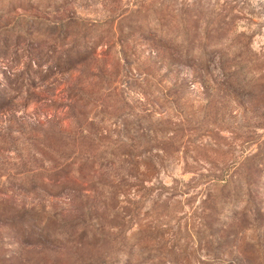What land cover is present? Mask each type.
I'll return each mask as SVG.
<instances>
[{
    "label": "rangeland",
    "instance_id": "obj_1",
    "mask_svg": "<svg viewBox=\"0 0 264 264\" xmlns=\"http://www.w3.org/2000/svg\"><path fill=\"white\" fill-rule=\"evenodd\" d=\"M58 1L0 0V264H264V0Z\"/></svg>",
    "mask_w": 264,
    "mask_h": 264
},
{
    "label": "trees",
    "instance_id": "obj_2",
    "mask_svg": "<svg viewBox=\"0 0 264 264\" xmlns=\"http://www.w3.org/2000/svg\"><path fill=\"white\" fill-rule=\"evenodd\" d=\"M64 1V0H61ZM4 3H2V7L3 11H11V10H16L17 8L20 9H24V10H31L32 8H39L41 7V5L46 6H55V4H57L59 1L58 0H3ZM6 6V7H5ZM56 7H58L56 5ZM21 15L24 14H19V17H22ZM36 18V17H33ZM28 20V19H27ZM22 22V23H21ZM19 22V25L13 24V26L11 27V32L10 33H14L16 34V36H19L21 34L26 35L27 33L24 31V27L23 26H27L28 28L31 27L30 25L28 26V24H26V22L23 20ZM31 24H34V22H32ZM54 26V24H52ZM60 27V25L58 26ZM208 32V31H207ZM205 32L204 36H203V40L200 42L201 44H204L205 47H201L199 49V47H195V42L188 40L187 38H182L181 39V51H178L179 56L181 57V60L185 63H190V62H194L197 61L200 65L207 67L212 58L215 57L217 55V51L213 50V49H209L207 48V43H208V33ZM18 34V35H17ZM156 34V33H155ZM79 49H77L78 51ZM231 77V76H230ZM233 78V77H232ZM75 162V160H74ZM69 174H63L59 176V180L60 177H66L64 178V180L60 181L59 183L61 184L60 186H64V184H66L70 179L69 177H67ZM41 178H47L48 180L51 179V177H49L47 175V173H42L41 174ZM56 180V179H54ZM86 188V187H84ZM63 188V192H64ZM90 190H93L92 187H89ZM67 189H65L66 191ZM4 191L1 187H0V192ZM17 215L15 216L16 220L21 221V222H25L26 220L24 219V213L22 210H17ZM5 214V213H3ZM7 216V215H6ZM43 221H47L46 218H43ZM106 263L105 260H101L98 261L97 263H88V264H104ZM75 264H82V263H75ZM87 264V263H86Z\"/></svg>",
    "mask_w": 264,
    "mask_h": 264
}]
</instances>
